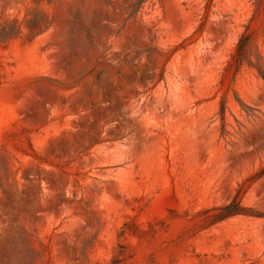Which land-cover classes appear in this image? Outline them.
<instances>
[{"label":"rangeland","instance_id":"obj_1","mask_svg":"<svg viewBox=\"0 0 264 264\" xmlns=\"http://www.w3.org/2000/svg\"><path fill=\"white\" fill-rule=\"evenodd\" d=\"M0 264H264V0H0Z\"/></svg>","mask_w":264,"mask_h":264},{"label":"trees","instance_id":"obj_2","mask_svg":"<svg viewBox=\"0 0 264 264\" xmlns=\"http://www.w3.org/2000/svg\"><path fill=\"white\" fill-rule=\"evenodd\" d=\"M246 45H247V36L246 35H242L239 43L237 45V51L236 53L233 55L234 58V62L236 63V65H240L243 61V54L246 50Z\"/></svg>","mask_w":264,"mask_h":264}]
</instances>
